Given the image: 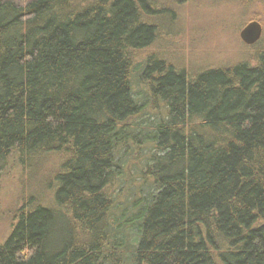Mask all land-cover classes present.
<instances>
[{
	"label": "trees",
	"instance_id": "obj_1",
	"mask_svg": "<svg viewBox=\"0 0 264 264\" xmlns=\"http://www.w3.org/2000/svg\"><path fill=\"white\" fill-rule=\"evenodd\" d=\"M156 1L0 0V177L13 154L62 157L0 264H264V49L196 73L137 59ZM122 150L142 179L117 209Z\"/></svg>",
	"mask_w": 264,
	"mask_h": 264
},
{
	"label": "rangeland",
	"instance_id": "obj_2",
	"mask_svg": "<svg viewBox=\"0 0 264 264\" xmlns=\"http://www.w3.org/2000/svg\"><path fill=\"white\" fill-rule=\"evenodd\" d=\"M162 9L156 22L159 26L157 39L138 52L137 59L155 53L178 68L190 73L217 66H230L242 60L254 62L255 53L264 49V0H157ZM251 20L262 24V36L254 44H247L241 38L242 28ZM141 68V67H140ZM138 69L134 82L136 90L148 105L149 119L155 113L157 119L164 113V102L150 98L146 79ZM148 95V96H147ZM151 100V101H150ZM155 102V103H154ZM155 104V106L153 105ZM159 111V112H158ZM146 121L142 124V126ZM134 147L131 145V148ZM136 147V146H135ZM136 149V148H135ZM122 158L126 164L124 176L110 185V190L120 200L132 199L136 184L142 179L135 168L141 159H134L132 153ZM145 156V155H144ZM131 157V158H129ZM21 160L18 154L10 155L0 177V246L11 231L19 209L29 201L52 203L55 184L54 171L62 157L50 153ZM124 180V181H123ZM32 199V200H31Z\"/></svg>",
	"mask_w": 264,
	"mask_h": 264
},
{
	"label": "water",
	"instance_id": "obj_3",
	"mask_svg": "<svg viewBox=\"0 0 264 264\" xmlns=\"http://www.w3.org/2000/svg\"><path fill=\"white\" fill-rule=\"evenodd\" d=\"M262 24L258 20L249 21L241 30L240 35L247 44H254L260 40L262 36Z\"/></svg>",
	"mask_w": 264,
	"mask_h": 264
}]
</instances>
